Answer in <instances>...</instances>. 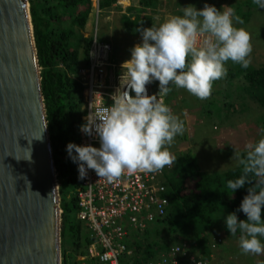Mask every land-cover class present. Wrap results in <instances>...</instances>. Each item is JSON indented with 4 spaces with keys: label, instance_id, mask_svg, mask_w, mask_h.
<instances>
[{
    "label": "trees",
    "instance_id": "trees-1",
    "mask_svg": "<svg viewBox=\"0 0 264 264\" xmlns=\"http://www.w3.org/2000/svg\"><path fill=\"white\" fill-rule=\"evenodd\" d=\"M115 0H99V8L107 9ZM209 1V0H208ZM232 7L235 14L245 22L254 15L257 5L253 0H238ZM34 42L36 61L39 66L40 91L44 108V118L50 143V151L54 173L57 180L59 196V239L60 264H78L76 256L83 254L91 243L85 225L76 219V189L81 185L78 163L69 157L66 146L68 143L79 145L76 128L80 123L82 109V86L77 79V69L87 62V51L90 36H83L82 29L90 9V0H27ZM215 3V0H210ZM161 5V0H136V6H128L125 13L118 17L121 30L128 36H137L138 28L155 25L152 13ZM202 9V8H198ZM177 10V9H176ZM181 15L182 11H172ZM236 27L241 24L235 23ZM262 43V40H257ZM252 54V53H251ZM251 58V57H250ZM251 58L250 66L245 69L231 61L227 68L224 98L238 100L221 101L220 107L211 99L202 107L206 117L222 116V109L227 117L247 110V99L264 109V60ZM236 79V82L234 81ZM229 83V84H228ZM153 91H159V82L154 83ZM174 93L176 87L170 85ZM217 92V91H216ZM215 92V93H216ZM232 94H234L232 96ZM167 98V96L165 97ZM235 102H239L236 104ZM201 110V106L199 107ZM257 124L264 130V111L257 116ZM243 156L244 151H239ZM75 155V153H73ZM175 164L162 173L165 185L162 196L166 197L167 205L164 214L150 222L143 229H129L124 241L130 254L123 255L119 264H146L159 259L171 246L184 250L186 244L190 250H199L201 256L209 254V239L219 231H229L225 218L235 212L240 216L241 202L248 194V187L237 189L231 193L227 187L228 180H235L242 175V166L236 165L221 171L206 173L202 170L189 149L175 151ZM250 179L255 177L250 176ZM187 183L192 188H187ZM72 185L73 190H63ZM264 220V209H262ZM218 222V227H217ZM224 224V225H223ZM217 227V228H216ZM207 229L209 232H204ZM264 261V255L262 256ZM83 264H98L96 259L87 258Z\"/></svg>",
    "mask_w": 264,
    "mask_h": 264
},
{
    "label": "clouds",
    "instance_id": "clouds-1",
    "mask_svg": "<svg viewBox=\"0 0 264 264\" xmlns=\"http://www.w3.org/2000/svg\"><path fill=\"white\" fill-rule=\"evenodd\" d=\"M115 2L107 9L99 8L98 13L111 8H116L120 13L121 8ZM253 3L264 8V0H253ZM128 6L123 7L124 13ZM90 11L91 7L88 14ZM98 13L94 14L92 34L95 35ZM182 13L168 16L158 26L136 29L140 32L142 42L130 49V59L121 65L120 80L124 83L111 94L112 103L93 109L94 99L89 105L91 111L81 131L88 136L94 135L100 146L74 143L66 146L69 157L78 163L81 179L86 177L89 169L94 170L99 179L112 183L125 173H155L165 167L171 168L177 157L170 147L177 135H183L184 122L172 113L164 101V97L172 91L170 85L183 88L204 100L210 98L214 82L226 78L228 70L225 65L228 61L245 69L250 66L251 34L245 28L235 26L234 21L239 24L244 21L231 7H224L220 11L206 3L198 10L188 5L182 8ZM114 57L111 54L113 61L116 60ZM153 81L159 82V91L149 95L146 86ZM96 94L102 97L100 93H95V97ZM232 159L242 166V175L238 179L228 180L227 187L233 193L246 184L250 185L238 209L240 216L243 212L247 219H238L235 212L228 214L225 223L231 235L222 231L213 235L207 257L201 256L199 250L191 251L183 244L186 253L208 264L231 262L223 246L227 241H223L225 235L231 238L239 235L237 242L240 248L236 246L232 249L234 255L256 257V260L264 255V220L261 218L264 209V136L255 143H247L243 156L234 150ZM250 176L255 179H250ZM88 246L83 254L75 257L78 264H83L87 258H94L100 264L95 256L88 255ZM169 250L161 255L167 254ZM128 254L130 252L121 256ZM254 264L264 262L257 260Z\"/></svg>",
    "mask_w": 264,
    "mask_h": 264
},
{
    "label": "water",
    "instance_id": "water-1",
    "mask_svg": "<svg viewBox=\"0 0 264 264\" xmlns=\"http://www.w3.org/2000/svg\"><path fill=\"white\" fill-rule=\"evenodd\" d=\"M40 79L27 0H0V264L60 262Z\"/></svg>",
    "mask_w": 264,
    "mask_h": 264
},
{
    "label": "built area",
    "instance_id": "built-area-1",
    "mask_svg": "<svg viewBox=\"0 0 264 264\" xmlns=\"http://www.w3.org/2000/svg\"><path fill=\"white\" fill-rule=\"evenodd\" d=\"M99 0H90V7L95 15L100 11ZM116 4L122 5L121 0ZM122 63L111 59V49L107 42L93 39L87 51V62L77 69V79L82 86V109L76 131L79 145L99 147V140L93 135L88 136L81 131L85 118L93 109L110 105L111 94L121 87ZM147 91H148V85ZM95 93L96 97L94 96ZM149 94V91H148ZM79 167V166H78ZM79 173V170H78ZM80 175V174H79ZM76 189V219L81 221L92 237L87 253L95 256L100 264H118L123 253H128L123 239L128 230L142 229L145 225L162 216L167 205L166 197L162 196L164 184L161 171L155 173L124 174L117 181L109 183L99 179L94 170H87ZM178 246L171 247L169 252L159 259L146 264H208L193 255L186 253Z\"/></svg>",
    "mask_w": 264,
    "mask_h": 264
},
{
    "label": "rangeland",
    "instance_id": "rangeland-1",
    "mask_svg": "<svg viewBox=\"0 0 264 264\" xmlns=\"http://www.w3.org/2000/svg\"><path fill=\"white\" fill-rule=\"evenodd\" d=\"M135 1L136 0H134V3ZM236 2L238 3L240 1L215 0V3H212L210 0H161V5L159 6L158 11L150 12L152 13L151 17H153V22L156 26H158L168 16L179 15V13L173 14L172 11H182V8L187 7L188 5H193L198 9L203 8L207 3L209 5H214L218 10L223 11L224 7H234ZM122 5L128 6L126 5L125 0L122 2ZM109 10H111V12H109ZM109 10L98 13L99 15L96 17V35L99 34L100 36L101 34H104V37L107 35V38L111 39L110 42L115 41V45L113 47L115 50L117 46L118 50L114 53V59H116L114 61H120L122 63L130 59L131 52H129V49L127 50L126 47L128 46L129 48L131 44L128 41L120 42L124 39L121 36H125L126 34L117 25L119 12L116 10V8H111ZM254 11H257L255 12L256 15L251 13V17L241 24V27L245 28L251 34V58L258 59L256 63H259L264 60V8L257 6ZM94 14L95 13L91 11L89 14H87L85 20L86 23L82 29V34L84 36H92L95 20ZM181 15H183V13H181ZM105 16H107L105 21L111 22L110 28L108 26L102 25V20L105 18ZM99 36L97 37L98 39H100ZM136 37L134 42L135 45L142 42L140 34ZM126 39H129L130 41L134 40H131L130 38ZM256 39L262 40L263 44L258 43ZM231 66V64L227 65V63L225 65V67ZM225 79L226 78L214 82L211 96L208 99L201 100L183 88H176L173 94L169 93L167 98L164 97V101L170 107L172 113L180 117V119L184 122V133L183 135H177L175 137L174 142L170 147V151L174 154L175 151L189 149L195 156L198 166L204 171H207L206 173L221 171L236 165V159H232L234 150L238 152L244 151L245 145L247 143H255L262 136H264V131H262L263 129L259 126V123L257 124L256 121L257 116L260 115L264 109L258 107L257 104L250 99H247L246 101L248 108L245 110V112L233 114L232 116L227 117L226 112L222 109V116L209 114L211 117H206L204 115L205 111L202 110V107H210L207 104L211 102V99L215 98L214 100H219V102L214 101V104L217 103L216 105L218 107L221 106V101L238 100L236 96L231 99L224 98L222 96V93L227 87ZM234 81L236 82V79H234ZM155 82L157 81H153L148 85L149 95L158 93V91H153ZM132 95H134V93H132ZM233 95L234 94H232V96ZM235 103L238 104L239 102ZM200 106L201 110L199 109ZM168 169L169 167H165L162 170V173ZM187 188L191 189L192 184L187 183ZM63 190L69 192L70 190H73V187L72 185H66ZM238 219L246 220L247 216L242 212V215L238 217ZM221 231L226 233L224 230ZM204 232L209 231L204 229ZM228 235H231V233ZM233 237L235 239L225 235L223 241L227 240L228 242H233L239 240L238 234ZM210 243H212V238L209 239V244ZM222 244L223 242L220 245ZM237 246L240 248L238 242ZM257 260L264 262L262 258H257Z\"/></svg>",
    "mask_w": 264,
    "mask_h": 264
},
{
    "label": "crops",
    "instance_id": "crops-1",
    "mask_svg": "<svg viewBox=\"0 0 264 264\" xmlns=\"http://www.w3.org/2000/svg\"><path fill=\"white\" fill-rule=\"evenodd\" d=\"M126 1V5H131V6H136V1L134 3V0H125ZM124 7V6H123ZM122 5L120 6V13L119 15H121L122 13H124V9H123ZM158 11V10H157ZM111 12V10L109 11ZM118 15V17H119ZM107 18V16H105V18L102 20V25L103 26H108L109 28L111 27L110 25V21H105ZM117 21H118V18H117ZM86 23V22H85ZM85 25V24H84ZM117 25L120 27V24L119 22H117ZM121 29V28H120ZM102 35V38H103V41L105 42H108L110 44V47H111V50L113 53L117 52V46L114 50V45H115V41L113 42H110L111 39L110 38H107V35H105L104 37V34H101ZM122 38H124L123 40H121L120 42H125V41H128L131 45L126 47V49L128 50L129 49V52H130V49H132L134 46H135V37L136 36H128V35H125V36H121ZM126 38H130L131 40L133 41H130L129 39H126ZM137 38V37H136ZM113 39H114V36H113ZM138 43V42H137ZM120 55V54H119ZM123 63V62H122ZM237 246V241H233V242H228V241H225V244H224V250H225V254L228 256V258L231 260V262L229 264H254L257 260H256V257H249V256H246V257H243V256H238V255H234L232 253V249L234 247ZM219 254L221 255V251H219Z\"/></svg>",
    "mask_w": 264,
    "mask_h": 264
},
{
    "label": "flooded vegetation",
    "instance_id": "flooded-vegetation-1",
    "mask_svg": "<svg viewBox=\"0 0 264 264\" xmlns=\"http://www.w3.org/2000/svg\"><path fill=\"white\" fill-rule=\"evenodd\" d=\"M98 36H99V34H97V35L92 34V36H90V37H91V40H90V41H92L93 39H95V40H97V41L103 42L102 35L99 36L100 39L97 38ZM110 49H111V47H110ZM111 54L115 55V54L112 52V50H111Z\"/></svg>",
    "mask_w": 264,
    "mask_h": 264
},
{
    "label": "bare ground",
    "instance_id": "bare-ground-1",
    "mask_svg": "<svg viewBox=\"0 0 264 264\" xmlns=\"http://www.w3.org/2000/svg\"><path fill=\"white\" fill-rule=\"evenodd\" d=\"M123 2V1H122Z\"/></svg>",
    "mask_w": 264,
    "mask_h": 264
}]
</instances>
